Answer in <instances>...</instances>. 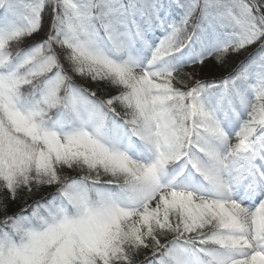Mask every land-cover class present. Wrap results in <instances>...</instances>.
I'll return each instance as SVG.
<instances>
[{"label": "snow or ice", "instance_id": "snow-or-ice-1", "mask_svg": "<svg viewBox=\"0 0 264 264\" xmlns=\"http://www.w3.org/2000/svg\"><path fill=\"white\" fill-rule=\"evenodd\" d=\"M0 264H264V0H0Z\"/></svg>", "mask_w": 264, "mask_h": 264}, {"label": "trees", "instance_id": "trees-1", "mask_svg": "<svg viewBox=\"0 0 264 264\" xmlns=\"http://www.w3.org/2000/svg\"><path fill=\"white\" fill-rule=\"evenodd\" d=\"M44 28L45 31H47L48 28V17H45L44 22ZM39 39V37H32L30 40H26L24 44L32 43L33 40ZM24 44H21V47L24 46ZM248 51H252V49H248ZM247 53H243L240 56H230L228 58V62L223 65L219 66L216 64L214 59H210L208 62H206V65L203 68H196V78H205V77H221L224 75H227L228 73L232 72L236 69L238 63L240 60L244 59V56H246ZM196 66H187L184 71H192V69Z\"/></svg>", "mask_w": 264, "mask_h": 264}]
</instances>
